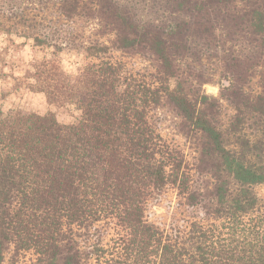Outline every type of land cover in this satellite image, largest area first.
I'll use <instances>...</instances> for the list:
<instances>
[{
  "label": "trees",
  "instance_id": "obj_1",
  "mask_svg": "<svg viewBox=\"0 0 264 264\" xmlns=\"http://www.w3.org/2000/svg\"><path fill=\"white\" fill-rule=\"evenodd\" d=\"M53 1L112 39L84 46L96 60L75 75L61 68L59 47L44 57L47 100L73 106L75 122L0 113V264L9 252L27 264H264V0ZM34 7L0 0V29L35 30L41 47H54ZM217 32L230 43L219 98L186 62ZM110 48L152 59L155 71H127ZM253 74L259 90L249 94ZM221 100L234 110L226 128ZM160 105L196 145L193 167L151 123ZM168 186L179 208L196 211L161 227L147 205Z\"/></svg>",
  "mask_w": 264,
  "mask_h": 264
},
{
  "label": "rangeland",
  "instance_id": "obj_2",
  "mask_svg": "<svg viewBox=\"0 0 264 264\" xmlns=\"http://www.w3.org/2000/svg\"><path fill=\"white\" fill-rule=\"evenodd\" d=\"M21 3H32L37 14L45 17L44 32L52 45L41 47L33 39L35 30L18 27L10 33L0 29V113L2 117L10 118L16 113L24 115L44 116L53 112L61 123H73L79 112L73 106H55L50 104L47 97L50 91L43 82L45 67L43 60L46 54L59 47L60 66L67 74L75 75L80 67L91 58L83 52L84 46L94 43L110 44L112 34L104 32L98 21L84 16L65 17L56 8L53 0H18ZM226 37L217 32L216 38L208 45L193 46L192 59L186 60L191 66L204 73L211 83L205 84L203 90L209 95L219 98L221 85L224 80L222 56L230 47ZM226 50V51H224ZM112 60L122 63L127 71L140 74L152 73L156 65L152 59L132 52L114 50L108 51ZM95 61V58L91 59ZM185 63V62H184ZM244 90L255 94L259 90L258 77L253 74L245 84ZM234 113L229 103L221 100L218 124L226 128ZM150 120L161 136L171 145L183 153L189 167L197 161V148L190 137L181 129L180 119L173 109L160 105L150 112ZM202 176L192 170L193 184L203 183ZM260 195H264V185L256 188ZM175 189L171 186L156 192L147 205L149 220L161 227L168 225L174 219H181L192 215L196 210L179 208ZM3 264H27V260L11 259V253H6Z\"/></svg>",
  "mask_w": 264,
  "mask_h": 264
}]
</instances>
